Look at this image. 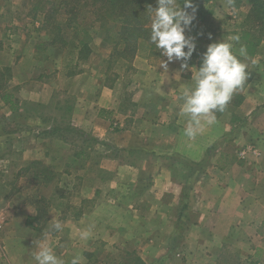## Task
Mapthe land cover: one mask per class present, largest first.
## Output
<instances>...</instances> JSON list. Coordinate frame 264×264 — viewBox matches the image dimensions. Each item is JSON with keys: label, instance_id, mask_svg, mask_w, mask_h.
Returning a JSON list of instances; mask_svg holds the SVG:
<instances>
[{"label": "crops", "instance_id": "crops-1", "mask_svg": "<svg viewBox=\"0 0 264 264\" xmlns=\"http://www.w3.org/2000/svg\"><path fill=\"white\" fill-rule=\"evenodd\" d=\"M166 59L160 54L156 60H151L148 54L139 52L129 65L123 63L125 72L114 69L117 74L111 79L103 72L95 73L82 66L61 75L53 61L50 68L39 65L35 75L25 73L16 81L18 91L12 92V105L0 103L10 112L16 106L14 102L20 99L49 105L56 93L70 95L74 99L70 114L81 138L93 140L96 148L99 142L109 147L106 152L112 158L111 163L96 162V170L112 173L111 179L106 180H112L109 186L112 188L119 187V179L131 176V203H141L136 200L141 193L142 203L149 202L151 206L148 211L145 208L141 211L131 204V218H147L150 213L155 216L158 207L152 208L151 194L174 195L177 202L184 203V212L180 215L183 228L187 227L190 235L198 237L197 243L209 248L230 241L247 246L251 251L263 252L264 228L259 226L264 224V133L252 137L256 146L242 147L249 142L246 128L234 125L231 111L225 109L216 113V122L204 125L195 138L186 137L184 129L189 121L179 112L183 104L181 92L194 85L192 72H180L179 61L169 63L165 71L160 64ZM196 63V58L189 63L193 73ZM26 122L29 128L25 130L27 142L21 148L23 159L58 164L61 157L52 156L50 141L63 147L61 156L71 145L60 134L62 129L57 127L55 117L45 120L41 115H34ZM236 149L242 161L232 160ZM80 152L75 151L74 155ZM71 162L73 160L67 158L62 167L59 164L53 169L68 172L65 174L70 176L69 173L76 170ZM72 176L74 178L75 174ZM99 183L91 195L82 196L83 199L95 196L93 206L72 218L73 226H64L62 232L49 237L56 255L65 264H69L73 256L71 250L60 249L58 242L67 247L79 243L86 251L92 241L91 237L82 240L79 235L82 231L101 224V220L121 218V209L117 206L120 198L102 194L103 183ZM11 208L12 211L0 215V246L5 264H36L33 254L44 237L37 232L39 217L33 218L35 208L26 204ZM159 215L167 218L168 211L162 209ZM245 234L253 239L245 238ZM233 235H239L244 241L232 240Z\"/></svg>", "mask_w": 264, "mask_h": 264}, {"label": "rangeland", "instance_id": "rangeland-1", "mask_svg": "<svg viewBox=\"0 0 264 264\" xmlns=\"http://www.w3.org/2000/svg\"><path fill=\"white\" fill-rule=\"evenodd\" d=\"M258 1L264 8V0ZM177 2L183 7V0ZM193 3L197 8L196 19L191 30L186 32V35H191L196 40L197 47L193 55L202 56L210 43L231 41L232 36L237 34L240 37V41L234 44L233 51L248 64L250 75L244 87L233 95L225 109L231 111L234 125L241 124L246 128L249 142L242 147L256 146L252 137L264 133V13L252 10L251 0H193ZM141 4L148 14L146 25L151 27L152 12L149 6L155 8L156 0H141ZM57 7L63 9L67 8V5L61 0H0V73L4 74L1 83H7L11 93H17L18 87L15 84L22 79V75L26 73L33 76L37 73L39 65L50 68L53 61L58 65L61 75L71 73L82 66L95 73L103 72L111 79L113 74H117L114 69L122 71L125 68L121 60L114 64L109 63L110 50L102 39L103 33L97 29V23L89 25L94 20V15L83 10L80 12V17L84 16L82 26L87 28L92 46L88 58H77L76 43L72 42L75 40L73 30L71 33L68 28L65 29L64 36L69 43L52 46L49 41L54 31L49 26L52 14L50 10ZM46 11L50 13L49 16ZM45 13L47 21L44 24ZM58 21L64 26L65 20ZM108 26L116 35V28L110 23H107ZM241 45L246 46L247 59L239 56L238 49ZM150 51L149 42L144 41L139 52L147 54ZM157 57L159 56L156 54L150 56L151 60H156ZM252 60L256 63L253 64ZM48 78L51 79V76ZM32 81H35V78ZM60 84L63 85L62 82ZM3 91L2 87L0 94ZM239 96L242 98L235 104ZM14 103L16 106L13 105L15 108L10 112L0 103V215L21 204L33 208L38 205L41 208L36 222L39 226L38 235L45 237V234L50 233L51 237L56 232H51L50 225L56 219L70 228L75 224L72 218L93 206L95 196L89 199H83L82 196L91 195L95 185L102 181V194L120 198L117 206L121 209V218L101 220V224L89 227L92 243L86 247V251L82 250L83 246H78L79 243L70 244L68 248L67 244L58 242L60 249L71 250L72 256L80 255L83 264L112 263L119 260L128 262L136 256H142L148 264H264V251H251L247 246L243 247L230 241L209 248L205 244L197 243L198 237L190 235L186 231L187 227L183 228L184 222L180 215L184 212V203L177 202L174 195L160 197L159 194H151L152 208L155 210L158 207L155 216L152 217L150 213L147 218H131V204L141 211L144 208L148 211L151 206L149 202L142 203L141 193L136 196V200H141V203H131V176L126 175L119 179V187L112 188L109 187L112 180L106 181L111 179L112 173L108 170H96V162L101 161L105 165L111 163L112 158L108 157L106 152L109 147L99 142L96 148L93 140L81 138L79 127L73 125V117L70 114L74 103L70 95L56 93L49 105H37L24 99ZM34 115H41L45 120L55 117L56 122L58 121L57 127L62 129L60 134H63L69 141L68 145H71L67 153L61 156L63 147L51 140L52 156L60 155L61 160L58 164L46 163L43 160L41 164L46 171L39 173L37 177L34 165L25 170L31 160H25L21 155V148L25 141L27 142L28 136L25 131L29 128L26 120ZM238 150L236 149V154L232 156L235 162L243 160L238 158ZM75 151L80 153L74 155ZM67 158L69 161L73 160L71 165L76 167V170L69 173L70 176L65 174L68 172L53 169L59 164L62 167ZM41 168L43 167H38V170ZM42 178L49 181H41ZM97 195L99 196L98 192L96 197ZM162 209L168 211L167 218H160L159 211ZM259 228L263 229L264 224ZM159 231L162 234H159ZM243 236L253 237L246 234ZM233 238L244 241L239 235H233L232 240ZM83 251L90 254V259L83 256ZM5 261L0 246V264H5Z\"/></svg>", "mask_w": 264, "mask_h": 264}, {"label": "clouds", "instance_id": "clouds-1", "mask_svg": "<svg viewBox=\"0 0 264 264\" xmlns=\"http://www.w3.org/2000/svg\"><path fill=\"white\" fill-rule=\"evenodd\" d=\"M156 4L155 8L149 6L152 12L150 40L167 58L162 60L160 67L168 71L169 63L179 61L180 72H192L194 85L181 92L183 104L179 114L188 118L184 135L193 139L204 125L210 126L216 122V112H223L233 95L244 87L250 75L248 64L233 51L234 44L240 41L237 34L232 36L231 41L210 43L202 54L200 66L193 73L189 61L196 51V40L186 35L196 19L197 8L193 0H183V7L177 0H156ZM238 52L239 56L248 58L246 46L241 45ZM252 63L256 61L252 60ZM63 228L59 219L50 225L51 232L59 233ZM49 235L45 234L33 259L36 264H65L56 255ZM79 235L82 240H87L91 232L84 230ZM69 264H82V257L73 256Z\"/></svg>", "mask_w": 264, "mask_h": 264}, {"label": "trees", "instance_id": "trees-1", "mask_svg": "<svg viewBox=\"0 0 264 264\" xmlns=\"http://www.w3.org/2000/svg\"><path fill=\"white\" fill-rule=\"evenodd\" d=\"M67 5V8L64 7L60 9L50 10L51 16L49 18L50 23L49 26L53 29V35L51 40L49 41L52 46L64 45L69 43L64 36V31L66 28L73 30V34L75 37L76 47H77V58L79 60H86L91 53L90 47V37L87 28L85 29L82 26L84 16L80 17V12L86 11L89 14L94 15V20L91 21L89 25H93L97 23V29L102 31V39L106 42L107 46H109L110 52L109 54V63L114 64L119 60L123 61V63H127L128 65L131 63L132 59L139 53L141 44L145 41L149 42L150 52L147 53L149 56L152 54H156L159 56L161 52L156 48L155 44H153L150 40L151 36V27L146 25V21L148 18V14L146 13V9L142 6L141 0H61ZM252 10L255 12H259L261 14L264 13V8L261 2L258 0H251ZM263 8V9H262ZM47 12V11H46ZM49 16L50 13L47 12ZM55 15V17H54ZM46 13L44 15V24L47 21ZM58 17H60L58 19ZM261 18V16H259ZM65 20L64 26L59 24L58 20ZM107 23L112 24L116 28V35L113 34L112 28L110 26L107 27ZM197 59V67L200 66L202 61V56L193 55L191 60ZM4 74L0 73V90L2 87L4 91L0 94V99L4 103H10L13 98V93H11L7 86L8 84L1 83ZM242 96H239L237 102L241 100ZM12 105V104H11ZM221 113V112H216ZM42 161L32 160L29 162V165L26 167V171L34 165L36 174L35 177L39 175V173L45 172L44 166L41 164ZM38 167H43L38 170ZM41 181H45L46 183L49 181L47 179L42 178ZM36 216L33 218H38L39 213L41 212V208L38 205H35ZM32 218V220H33ZM32 221H29L31 224ZM85 256L87 259H90V254L85 252ZM100 264H146L141 257H134L130 261L126 262L123 260H119L112 263L100 262Z\"/></svg>", "mask_w": 264, "mask_h": 264}]
</instances>
